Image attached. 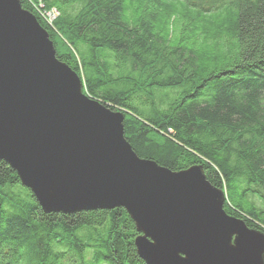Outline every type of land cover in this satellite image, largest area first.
Segmentation results:
<instances>
[{"label": "trees", "instance_id": "1", "mask_svg": "<svg viewBox=\"0 0 264 264\" xmlns=\"http://www.w3.org/2000/svg\"><path fill=\"white\" fill-rule=\"evenodd\" d=\"M18 1L138 158L200 168L264 233V0ZM137 237L120 208L45 214L0 161V264H145Z\"/></svg>", "mask_w": 264, "mask_h": 264}, {"label": "water", "instance_id": "2", "mask_svg": "<svg viewBox=\"0 0 264 264\" xmlns=\"http://www.w3.org/2000/svg\"><path fill=\"white\" fill-rule=\"evenodd\" d=\"M123 115L82 93L18 0H0V161L45 214L123 209L145 264H264V233L223 211L200 168L138 158Z\"/></svg>", "mask_w": 264, "mask_h": 264}, {"label": "built area", "instance_id": "3", "mask_svg": "<svg viewBox=\"0 0 264 264\" xmlns=\"http://www.w3.org/2000/svg\"><path fill=\"white\" fill-rule=\"evenodd\" d=\"M55 16H56V13L54 11H51L50 13L46 14L48 21H52Z\"/></svg>", "mask_w": 264, "mask_h": 264}]
</instances>
